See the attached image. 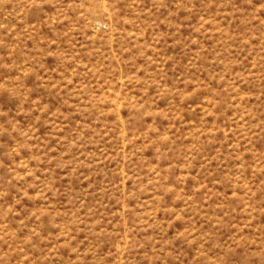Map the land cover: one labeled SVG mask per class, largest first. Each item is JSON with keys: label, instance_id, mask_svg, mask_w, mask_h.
I'll return each mask as SVG.
<instances>
[{"label": "rangeland", "instance_id": "rangeland-1", "mask_svg": "<svg viewBox=\"0 0 264 264\" xmlns=\"http://www.w3.org/2000/svg\"><path fill=\"white\" fill-rule=\"evenodd\" d=\"M0 264H264V0H0Z\"/></svg>", "mask_w": 264, "mask_h": 264}]
</instances>
